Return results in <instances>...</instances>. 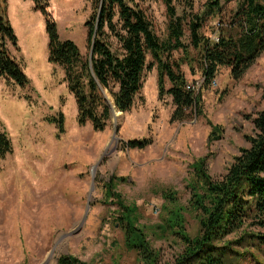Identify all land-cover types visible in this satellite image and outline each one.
<instances>
[{"label": "rangeland", "instance_id": "1", "mask_svg": "<svg viewBox=\"0 0 264 264\" xmlns=\"http://www.w3.org/2000/svg\"><path fill=\"white\" fill-rule=\"evenodd\" d=\"M213 1L193 0L192 12L185 0H174L178 16L184 17L185 45L191 44L188 23ZM241 1L221 0L224 12L235 10ZM136 2L159 41L172 45L165 2ZM48 3L60 39L74 42L90 59L85 23L93 14L92 3ZM4 19L18 39L16 47L9 45L10 54L29 84L21 87L0 79V133H7L13 146V153L0 159V264H59L64 256L80 264H144L125 246L120 219L127 213L122 204L135 210L128 218L144 231L151 249L160 255L159 264H173L184 245L163 232L164 222L171 210L183 207L187 234L199 235L200 223L190 207L194 165L207 160L210 175L221 181L240 150L249 147L253 120L264 109V53L239 80L223 67L207 82L196 63L190 62L196 74L182 64L202 107L200 115L189 110L185 121H173L176 107L171 96L160 97L158 65L148 56L147 65L153 68L145 72L130 112L117 110L121 114L114 119L105 98L115 102L113 94L99 90L110 119L103 131H95L90 123L80 126L64 71L48 61L42 12L34 9L32 0H7ZM217 25L218 19L208 21L203 33L215 40L212 30ZM183 55L169 48L165 61L175 68ZM170 88L166 78L165 90ZM61 116L65 133L58 138ZM145 139L152 144L144 150L128 146ZM242 238L243 232L228 238L241 243L232 247L240 256L238 264H264L257 243L240 242Z\"/></svg>", "mask_w": 264, "mask_h": 264}, {"label": "trees", "instance_id": "2", "mask_svg": "<svg viewBox=\"0 0 264 264\" xmlns=\"http://www.w3.org/2000/svg\"><path fill=\"white\" fill-rule=\"evenodd\" d=\"M88 1L93 6V14L85 23L91 60L83 56L74 42L60 39L49 0H33L35 10L42 12L46 19L48 61L64 71V82L76 100L80 126L90 123L95 131H103L110 119L109 107L100 96V86L113 94L119 111L130 112L143 89L145 72L153 68L152 64L147 65L148 56L158 65L160 97L171 96L176 107L173 121H185L189 110L200 115L202 107L195 94L196 87L189 85L181 71L182 64L187 63L196 74L190 62L196 63L207 82L213 81L223 67L229 68L232 77L239 80L264 53V0H242L235 10L227 12L221 0L213 1L203 15H195V21L188 23L190 46L182 42L184 17L178 16L174 0H163L172 20V45L159 41L136 0ZM185 1L193 12V0ZM6 10L7 0H0V79L24 87L29 80L8 48L9 45L16 47L18 39L4 19ZM215 19L218 25L212 34L217 37L212 40L203 29L208 21ZM169 48L184 54L180 63L174 62L175 68L165 61ZM166 78L171 83L169 90H165ZM61 121L62 116L57 127L58 138L65 133ZM253 124L254 135L247 137L249 147L240 150L221 181L210 175L207 160L201 159L194 165L190 207L199 220L200 233L195 238L187 234L185 208L171 210L163 232L177 236L184 245L173 264H238L240 256L232 247L235 244L240 247L241 243L228 238L239 232H243L240 242L257 243L264 255V109L256 115ZM151 144V140L145 139L131 141L128 146L144 150ZM12 153L8 134L0 133V159ZM122 207L127 213L120 219L126 248L137 252L144 264H159L160 255L151 249L144 231L128 218L135 210L123 204ZM250 227H257L259 231L249 232ZM248 247L252 245L245 246ZM59 264L80 263L76 258L64 256Z\"/></svg>", "mask_w": 264, "mask_h": 264}, {"label": "bare ground", "instance_id": "3", "mask_svg": "<svg viewBox=\"0 0 264 264\" xmlns=\"http://www.w3.org/2000/svg\"><path fill=\"white\" fill-rule=\"evenodd\" d=\"M105 98H106L108 104H109V105L111 106V108H112L113 115H114V119H115V118H118V117L120 116L121 113H118V112H117L118 109H117V107H116V105H115V102H114L112 99H110L108 96H105Z\"/></svg>", "mask_w": 264, "mask_h": 264}, {"label": "water", "instance_id": "4", "mask_svg": "<svg viewBox=\"0 0 264 264\" xmlns=\"http://www.w3.org/2000/svg\"><path fill=\"white\" fill-rule=\"evenodd\" d=\"M92 59V51L90 53V60ZM100 88L102 89V87L100 86ZM47 263V262H46Z\"/></svg>", "mask_w": 264, "mask_h": 264}, {"label": "crops", "instance_id": "5", "mask_svg": "<svg viewBox=\"0 0 264 264\" xmlns=\"http://www.w3.org/2000/svg\"><path fill=\"white\" fill-rule=\"evenodd\" d=\"M32 2H33V0H32ZM34 3V2H33ZM28 4L30 5V2H28ZM35 6V5H34ZM35 9V8H34Z\"/></svg>", "mask_w": 264, "mask_h": 264}, {"label": "built area", "instance_id": "6", "mask_svg": "<svg viewBox=\"0 0 264 264\" xmlns=\"http://www.w3.org/2000/svg\"><path fill=\"white\" fill-rule=\"evenodd\" d=\"M188 88H191V87H188ZM193 88H194V86H193Z\"/></svg>", "mask_w": 264, "mask_h": 264}]
</instances>
